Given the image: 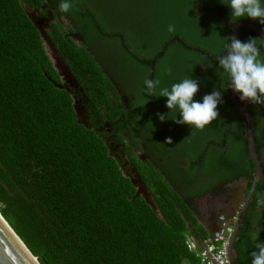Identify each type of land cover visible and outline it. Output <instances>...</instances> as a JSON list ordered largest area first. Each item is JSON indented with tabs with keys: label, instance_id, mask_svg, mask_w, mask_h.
<instances>
[{
	"label": "trees",
	"instance_id": "1",
	"mask_svg": "<svg viewBox=\"0 0 264 264\" xmlns=\"http://www.w3.org/2000/svg\"><path fill=\"white\" fill-rule=\"evenodd\" d=\"M72 2L61 13L60 0H0V213L40 264H197L186 239L198 248L211 226L195 197L240 177L247 193L254 175L246 118L218 68L231 9L220 0ZM42 5L54 18L44 30L76 85L61 77L28 13ZM72 30L82 43L65 34ZM250 37L264 59V36L241 26L238 39ZM116 77L129 81L126 100ZM186 77L198 81L196 101L222 90L219 117L203 131L161 122L167 98L145 90L146 78L170 88ZM242 103L264 170V107ZM135 172L158 210L137 192ZM258 230L264 242L261 178L234 239L235 264H251Z\"/></svg>",
	"mask_w": 264,
	"mask_h": 264
},
{
	"label": "clouds",
	"instance_id": "2",
	"mask_svg": "<svg viewBox=\"0 0 264 264\" xmlns=\"http://www.w3.org/2000/svg\"><path fill=\"white\" fill-rule=\"evenodd\" d=\"M231 9L232 22L240 18H250L264 25V4L262 0H220ZM72 0H60L58 10L68 13L73 8ZM169 32H174V26H168ZM225 54L218 56V68L227 74L229 87L241 102L264 107V59L257 46V40L250 37L246 42L232 37L224 45ZM212 67V64L202 65ZM147 95L166 97L167 113H156L157 118L164 122L171 119L177 125H187L191 129L203 131L219 117L218 105L223 103L222 90L214 87L210 94L202 97V102L194 100L198 92V81L186 77L174 83L170 88H160V80H144ZM147 100L145 101V103ZM144 103V104H145ZM177 113L179 119H177ZM164 144H172L171 137L166 138ZM260 203V201H258ZM259 230L251 234L255 249L250 253L251 264H264V242L258 241Z\"/></svg>",
	"mask_w": 264,
	"mask_h": 264
},
{
	"label": "water",
	"instance_id": "3",
	"mask_svg": "<svg viewBox=\"0 0 264 264\" xmlns=\"http://www.w3.org/2000/svg\"><path fill=\"white\" fill-rule=\"evenodd\" d=\"M33 18V17H32ZM34 22L36 21L33 18ZM241 26H247L249 28H252L260 35L264 36V29L257 25L256 23L250 21V20H238L231 26V35L229 39V43L231 42V38L235 37L238 38V31ZM41 36L44 39L45 44L47 45V51L50 54L51 58H54V65L58 68L60 74L62 75V78L66 79L71 84H76V80L71 73L70 69L68 68L67 64L62 61V58L60 57L58 51L54 47L52 41L48 37V35L45 33L44 29L40 28ZM229 97L231 101L233 102V105L236 109H238L246 118L247 122V143H248V150L250 157L253 162L254 167V175L252 182L250 184V187L245 195V198L243 200L242 206L240 208V213L235 221V224L233 226V230L231 232L230 238H229V244H228V259L229 264H235V258H234V239L236 237V233L239 229V226L242 221V217L244 215V212L246 210V207L248 205V201L252 195V192L254 190V187L257 183V181L261 178L264 179V170L262 169L260 159L258 157V153L256 150L255 142H254V122H253V115L247 108L245 104H243L236 96V94L233 92L231 88H229ZM79 110V108H77ZM133 183H135L137 187V192H141L142 195L146 198V200L151 204V206L157 209L156 203L154 199L152 198L150 192L148 191L146 185L141 180L140 176L138 175L137 178H133ZM224 212V211H221ZM2 219L7 223V225L10 227V229L16 234L18 239L21 240L25 248L28 250V252L35 257L38 264H40L38 258L36 255H34L30 249L26 246V244L22 241V239L18 236V234L13 230V228L8 224V222L5 220V218L1 215ZM0 264H35V262L31 259V257L26 253V251L22 248V246L17 242V240L13 237V235L9 232V230L4 226V224L0 221Z\"/></svg>",
	"mask_w": 264,
	"mask_h": 264
},
{
	"label": "flooded vegetation",
	"instance_id": "4",
	"mask_svg": "<svg viewBox=\"0 0 264 264\" xmlns=\"http://www.w3.org/2000/svg\"><path fill=\"white\" fill-rule=\"evenodd\" d=\"M41 7H42L41 8L42 11H39L38 9H36V7H29L28 13L35 20H36V17H38L39 19H37L35 22L38 23L40 28L42 27L43 29H45V28H48L49 21L54 20V18L50 14V9L47 10L43 5ZM62 22L65 24L63 20ZM66 29L68 28L66 27ZM65 34L71 35V37H73L75 41L79 43H82L84 41L82 36L74 30L67 31V33ZM64 80L69 82L67 78ZM126 82H129V81H127L124 78L122 80H119L118 77H116V81H115L116 86L125 100L127 99V95H126L127 93L124 91ZM74 85L76 84L74 83ZM135 167L132 169L135 170ZM135 175L138 176L137 172H135ZM245 185L246 183H245L244 177H240L238 179H234V180H230L226 182L224 184V187L217 193L206 191L205 193L196 196L195 201H194L195 204L197 205L195 211H196V214L199 220L204 221L203 219H207V221L208 220L211 221L209 226H212L214 228L217 224V215L221 211H224L225 213L230 212V210L234 207V204L237 203L239 200H241L240 198H243L244 200L245 195H246V193H244L245 187H246ZM221 197L223 199H227V202L225 203V205H221V199H220ZM240 208L241 206H239V210Z\"/></svg>",
	"mask_w": 264,
	"mask_h": 264
},
{
	"label": "built area",
	"instance_id": "5",
	"mask_svg": "<svg viewBox=\"0 0 264 264\" xmlns=\"http://www.w3.org/2000/svg\"><path fill=\"white\" fill-rule=\"evenodd\" d=\"M237 216L236 212L229 214L220 212L217 215L216 226L202 239L198 248L192 237L186 239L187 246L196 250L197 264H229L228 244Z\"/></svg>",
	"mask_w": 264,
	"mask_h": 264
},
{
	"label": "bare ground",
	"instance_id": "6",
	"mask_svg": "<svg viewBox=\"0 0 264 264\" xmlns=\"http://www.w3.org/2000/svg\"><path fill=\"white\" fill-rule=\"evenodd\" d=\"M0 221L4 224V226L9 230V232L13 235V237L17 240V242L22 246V248L26 251V253L31 257V259L35 262V264H38V262L36 261L35 257L32 256L28 250L25 248V246L23 245V243L21 242L20 239H18V237L16 236V234L10 229V227L7 225V223L2 219V217L0 216Z\"/></svg>",
	"mask_w": 264,
	"mask_h": 264
},
{
	"label": "crops",
	"instance_id": "7",
	"mask_svg": "<svg viewBox=\"0 0 264 264\" xmlns=\"http://www.w3.org/2000/svg\"><path fill=\"white\" fill-rule=\"evenodd\" d=\"M224 201L226 200L227 201V199H223ZM222 200V201H223ZM221 205H225L223 202H221ZM238 210V211H237ZM232 212H236L238 215H239V213H240V210H239V206L235 203L234 204V207L230 210V213H232ZM238 217V216H237ZM204 221H202V220H200V222L201 223H203L204 225H206V226H209L210 225V223H211V221H207V219H203ZM214 228L211 226V229H210V231H212ZM190 237H192L194 240H196L195 239V237L193 236V235H190ZM200 243H201V241H200Z\"/></svg>",
	"mask_w": 264,
	"mask_h": 264
},
{
	"label": "rangeland",
	"instance_id": "8",
	"mask_svg": "<svg viewBox=\"0 0 264 264\" xmlns=\"http://www.w3.org/2000/svg\"><path fill=\"white\" fill-rule=\"evenodd\" d=\"M54 60V58H53ZM62 76V75H61ZM65 79V78H64ZM245 180V183H246V179L244 178ZM246 186V185H245ZM246 188V187H245ZM231 195V194H230ZM221 202H223L224 204L227 202V201H224L223 198L221 197ZM241 200H239L236 204L239 205V206H242V203H243V198H240ZM223 200V201H222Z\"/></svg>",
	"mask_w": 264,
	"mask_h": 264
}]
</instances>
